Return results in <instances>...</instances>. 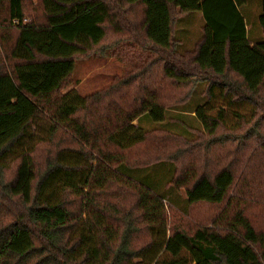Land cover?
<instances>
[{"label": "trees", "instance_id": "trees-1", "mask_svg": "<svg viewBox=\"0 0 264 264\" xmlns=\"http://www.w3.org/2000/svg\"><path fill=\"white\" fill-rule=\"evenodd\" d=\"M246 3L0 0V264H264V227L245 207L225 223L219 213L198 224L120 172L159 157L178 162L157 132L133 122L163 123L166 108L203 83L195 117L237 151L216 173L177 169L168 186L191 207L242 201L264 221V165L256 153V171L245 161L251 145L264 161V0L260 43L248 39ZM194 13L202 36L180 54L174 25ZM119 46L146 57L140 69L91 97L61 94L77 59ZM37 122L46 134L25 146ZM140 149L146 160L132 161Z\"/></svg>", "mask_w": 264, "mask_h": 264}, {"label": "rangeland", "instance_id": "rangeland-1", "mask_svg": "<svg viewBox=\"0 0 264 264\" xmlns=\"http://www.w3.org/2000/svg\"><path fill=\"white\" fill-rule=\"evenodd\" d=\"M35 2V1H34ZM261 0H247L246 5L241 9V13L248 27L247 35L252 43L263 41V34L258 23V16L261 12ZM204 23L199 13L189 14L179 18L174 25V38L177 42V52L182 54L194 48L196 42L202 36ZM113 50V51H112ZM106 52H94L86 58H79L74 62V71L68 83L61 91V94L69 91L76 92L80 97H91L96 93L107 89L113 79L124 78L136 68H139L146 61L145 56H141L138 51L119 46ZM205 84H199L192 95L180 105L171 104L166 108L165 120L163 123H152L147 117L141 118L138 122H133L134 126L140 127L147 133L157 132L161 136L163 148L169 157H178V162L161 157L144 166L121 167L120 172L128 178L141 183L157 195L163 197L162 204L167 211L173 210L184 218L190 217L192 222L209 225L213 219L222 213L220 219L227 222L239 209L245 207L252 215H257L260 225L264 227V221L258 214V208L253 210L247 203L232 200L227 206H198L191 207L187 203L185 191L175 190L168 186V182L176 174L177 169H182L196 174L216 173L224 167V161L231 157L235 149L234 143H218L216 139L226 135V132L219 128L212 136L207 135L203 126L195 117V110L200 107L205 98L203 95ZM106 99H104V102ZM48 125L44 122L37 124L28 130V138L24 141L25 146L30 145L38 138L45 136ZM231 137H239L237 132H230ZM259 146L252 147L247 165H251L257 170L253 154L256 153L258 160L264 165V161L258 156ZM147 153L143 150L132 153V161L144 158ZM140 157V158H139ZM13 159L8 157L3 165L7 166ZM230 158L228 159V161ZM239 159L234 158L232 164L239 165ZM12 172V167H11ZM236 192L232 189L231 194ZM122 200L131 202V196L126 194ZM226 220V221H225Z\"/></svg>", "mask_w": 264, "mask_h": 264}, {"label": "crops", "instance_id": "crops-1", "mask_svg": "<svg viewBox=\"0 0 264 264\" xmlns=\"http://www.w3.org/2000/svg\"><path fill=\"white\" fill-rule=\"evenodd\" d=\"M199 16L202 18L201 14H199ZM245 25H246V22H245ZM246 29L248 30V27H247V25H246Z\"/></svg>", "mask_w": 264, "mask_h": 264}, {"label": "built area", "instance_id": "built-area-1", "mask_svg": "<svg viewBox=\"0 0 264 264\" xmlns=\"http://www.w3.org/2000/svg\"><path fill=\"white\" fill-rule=\"evenodd\" d=\"M15 23V22H14Z\"/></svg>", "mask_w": 264, "mask_h": 264}]
</instances>
